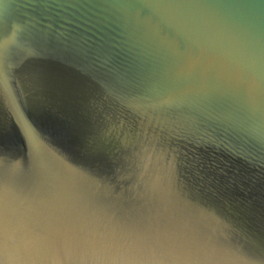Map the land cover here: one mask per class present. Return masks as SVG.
I'll return each instance as SVG.
<instances>
[{"label": "water", "instance_id": "1", "mask_svg": "<svg viewBox=\"0 0 264 264\" xmlns=\"http://www.w3.org/2000/svg\"><path fill=\"white\" fill-rule=\"evenodd\" d=\"M0 264H264V0H0Z\"/></svg>", "mask_w": 264, "mask_h": 264}]
</instances>
